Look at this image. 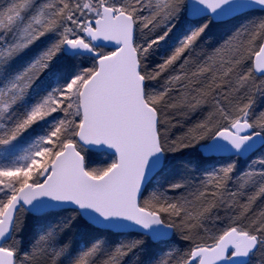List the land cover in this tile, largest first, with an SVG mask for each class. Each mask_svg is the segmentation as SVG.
Returning <instances> with one entry per match:
<instances>
[{"label": "snow or ice", "instance_id": "1", "mask_svg": "<svg viewBox=\"0 0 264 264\" xmlns=\"http://www.w3.org/2000/svg\"><path fill=\"white\" fill-rule=\"evenodd\" d=\"M34 7L35 0H13L0 9V264H95L102 241L73 249L58 240V233L78 218L104 230H137L153 241L169 238L177 227L189 232L203 227L215 203L195 213L163 193L139 203L142 189L170 168L174 159L170 153L198 147L209 156L232 157L220 167L222 176L216 174L217 191L212 196L221 202V181L234 171L237 160L261 153L257 159L264 164V112L250 118L253 88L264 91V84L248 87L253 72L264 74V43L252 47L264 40V0H163L152 19L139 15L142 0H48L33 11ZM140 20L147 21L144 28L163 26L144 45L134 40ZM227 20L241 23L223 45L206 54L192 73L196 79L183 86H190L183 99L192 109L211 102L228 126L214 124L210 112L184 140L166 145L161 105L170 89L157 92L151 82L191 50L214 23ZM77 30L87 39L76 35ZM176 32L180 35L173 39ZM47 33L56 38L33 51L32 45ZM96 41L112 42L115 48L101 51L104 45ZM162 43L171 54L149 70L147 54ZM224 50L232 55L217 64ZM246 54L253 59L252 67L240 70ZM225 87L247 88V102L226 109L219 99L228 98ZM183 186L181 178L169 188ZM259 194H264V186ZM254 199L249 197V202ZM18 212L42 219L60 212L70 215L42 227L26 249L21 236L24 221ZM260 217L248 228L228 227L210 245L194 242L164 264H252L257 252L264 253V211ZM142 243L118 245L105 264H120V257ZM258 264H264V254Z\"/></svg>", "mask_w": 264, "mask_h": 264}, {"label": "trees", "instance_id": "2", "mask_svg": "<svg viewBox=\"0 0 264 264\" xmlns=\"http://www.w3.org/2000/svg\"><path fill=\"white\" fill-rule=\"evenodd\" d=\"M12 2L13 0H0V9L6 8ZM47 2L48 0H35V7ZM56 2L58 3L59 0H56ZM68 2L74 3L75 0H68ZM81 2H84V0H81ZM129 2H132V0H129ZM154 2L155 0H142L143 11H140L139 15L152 19V13L158 10L157 6L163 3V0H160L159 3L156 4V7L153 6ZM35 7L33 8V11L35 10ZM28 14L30 13H26V15ZM255 15L259 16L261 14L256 13ZM146 22V20H140L137 22L134 32V40L138 45H144L162 30V25L153 28V25L149 24L148 28H144L143 24ZM153 23H155V21H153ZM240 23V20H227L214 23L195 43L191 50L186 51L173 65L161 72L157 80L151 82V87L157 92L164 91L165 87L170 89L161 105L164 120V123L161 126V133L166 138V145H171L173 141L179 143L181 140H184L189 134V130L196 124L204 121L210 112L213 113L214 124L219 121L221 127L228 126V121H224L223 118L219 116L211 102L195 108L196 115H194L189 122L182 121L181 112L184 111V102L183 99L180 98V95L182 92L186 94L190 91V86L189 89H185L183 86L187 84L190 79H196L192 77V73L196 71L197 67L202 61H204L206 54L211 53L215 48L223 45L224 41L228 39L232 32L240 26ZM79 33H81L82 36V32L78 31V34ZM176 35H180V33L176 32L173 39H175ZM55 38V33H47L32 45L33 51L43 49L45 45L50 44ZM10 39L11 34H9V40ZM261 41V39H258L252 47L258 49ZM170 54L171 48H167L163 43L160 46L154 45L153 48L149 50L147 61L145 63H147L149 70L155 69L156 65L162 63L163 59ZM231 55L232 52L230 50H224L221 56L216 58L217 64H219L221 59H228ZM186 58L188 59V63H185ZM85 62L86 64L90 63V61ZM182 65L183 67H181ZM250 67H252V58H249L246 54L243 68L240 70H247V68ZM175 77H180V80H175ZM198 78L202 80L204 79V77ZM208 78L210 79V76ZM231 79L233 81V87H235L236 76L233 75ZM169 81H171V83H168ZM253 83L256 85L264 84V75H257L253 72L248 87H252ZM246 92L247 88H241L240 91H232L225 87L224 95H227L228 98L224 99L223 95L219 98L225 103V106H227L226 108H229L231 111L237 102L241 104L247 102L244 98ZM252 95L255 103L252 105L250 118H254L261 112H264V91H257L253 88ZM179 115L181 116L180 118H178ZM257 154L258 153H254L249 157L237 160L235 168L241 169L234 170L229 174V177L226 180L221 181V183L224 184V187L219 191L222 192L225 202L224 205H222V208L219 207L220 199L214 198L212 193L217 191L216 174L219 173L220 167L225 163L216 165L215 162L219 159L224 160V157L203 156L197 150V147L178 150L176 153L172 154L176 159L172 161L170 168L162 175L153 179L151 183L143 189L142 195L139 199L141 205H143L153 193H163L169 201L182 203L184 204L186 211H191L193 213L201 210L204 206L211 207V205L215 203L216 207H211V211L206 213V218L202 221L203 227L193 228L190 232L177 227L173 230V234L169 239L153 242L149 237L144 236L139 232H113L111 230H104L93 227L86 221L78 218L71 228L58 233V240L60 243H69L73 249L84 248L97 240L102 241L103 250L94 258L95 264H105L118 245H127L132 241H143V243L140 247L128 252L127 255L120 257V264H164L165 261L169 259L175 260L184 252L188 251L193 247L194 242L210 245L214 242V238L228 227L240 226L248 228L253 221L259 223L261 219L260 213L264 211V194H259L257 196L259 189L255 188L252 193L245 192L242 194L241 188L239 187L241 185L240 182L243 180L245 181V178L241 177L242 174H239L245 166L242 165L245 164V161H254ZM190 158H193L194 160ZM182 167L189 170V177L191 176L192 178H190L189 183L185 181V186L178 189H170V184L181 179L173 175H171L173 177L172 179L171 176L168 179L170 171ZM260 173L261 171L259 170V173H255L254 177L258 175V178H261L262 175ZM219 175L222 176V173H219ZM246 178V180L249 179L248 177ZM202 179L209 180H206L207 184H205ZM257 183L259 182H255V185H257ZM229 188L230 190H228ZM228 191H235L237 194L241 193L242 196H239L234 204L226 198L225 194ZM201 192H204L205 195L200 196ZM252 196H254L255 199L250 203L249 197ZM244 206H247L248 208L246 213H244ZM63 213L65 212L52 214L43 221L41 218L33 216L30 213H25L27 221L24 223V232L21 234L24 240V247L26 249L29 247L42 227L55 225L59 223L58 220L61 218L64 219L70 215V213L67 212V215L59 216ZM57 216L59 217L54 219L56 220L54 221V224H51V222L49 224L46 223V221H52V218ZM217 217H219V219H217ZM174 219H176V223L179 224V219ZM185 235H190L192 239H183V236ZM252 264H258V261L252 262Z\"/></svg>", "mask_w": 264, "mask_h": 264}, {"label": "rangeland", "instance_id": "3", "mask_svg": "<svg viewBox=\"0 0 264 264\" xmlns=\"http://www.w3.org/2000/svg\"><path fill=\"white\" fill-rule=\"evenodd\" d=\"M159 1L160 0H155V2H154V5L153 6H155L156 7V4H158L159 3ZM81 3H83V2H81ZM67 23V22H66ZM67 26H69V27H73V28H75L76 26L75 25H71L70 23H67ZM76 35H78V36H80V37H82L81 36V33H79L78 34V30L76 31ZM102 51H104V52H107V50H105V49H101ZM76 63H79V61H76ZM86 63V62H85ZM183 95H184V93L182 92V94L180 95V98H182L183 99ZM189 99H190V97H189ZM220 99V98H219ZM221 100V99H220ZM183 102H184V111L183 112H181V114H182V118H181V120L182 121H190V119L194 116V115H196V111L194 110V109H192L191 107H189V104H188V101H186V100H184L183 99ZM221 103H223V105H224V107L226 108L227 106H225V103L223 102V101H221ZM226 109H228V110H230L229 108H226ZM180 111H181V109H180ZM54 116L56 117V118H59V114H54ZM181 116L179 115V117L178 118H180ZM49 120H52L53 119V117H49L48 118ZM225 121V120H224ZM227 127V126H226ZM36 131L37 132H39L40 131V128L37 126L36 127ZM30 132H31V130H30ZM27 135H29V133H25V136H27ZM199 151V150H198ZM22 154V153H21ZM170 155H172L171 153H170ZM261 155V153H258L257 154V157H259ZM174 156V155H173ZM193 157H195V156H193ZM218 157V156H217ZM222 157V156H221ZM224 158V160H218V161H216L215 163H216V165H219V164H223L224 162V164H226V163H228V162H230L233 158H230V156L229 155H226V156H223ZM257 157L255 156V158H254V161H256V162H253V161H245V164H243L242 166H244L243 167V169L239 172V174L241 173L242 174V176L241 177H244L245 178V181L243 180V181H241L240 183H241V185L239 186L240 188H241V191H242V194L243 193H245V192H250V193H252L253 192V190H254V188L255 189H260L262 186H264V176H262L261 178L259 177L258 178V175L257 176H255L254 177V175H255V173H259V170L261 171V172H264V164H261V163H259V160L257 159ZM176 158L174 157V159L173 160H175ZM190 159H192V160H194L193 158H190ZM195 159H197V158H195ZM214 168V167H213ZM239 170L241 169V168H238ZM237 168H235L234 170H238ZM246 175H245V174ZM171 175H173V176H176L177 178L179 177V178H184V180L186 181V182H188L189 183V180H190V178H192L191 176L189 177V170H186L185 168H177V169H175V170H173V171H170V173H169V176H168V179H169V177L171 176ZM246 177H248L249 179L248 180H246L247 178ZM252 177H254V178H252ZM173 177L171 176V179H172ZM206 178V177H205ZM206 180H209V179H202V181L205 183V184H207V181ZM255 182H259V183H257V185H255ZM228 190H230V188L228 189ZM259 191V190H258ZM233 193H235V195L233 196L232 194ZM242 194L241 193H239V194H237L235 191H228L225 195H226V198H227V200L229 199V201H231L232 203H234L235 204V202H236V200L238 199V197L239 196H242ZM245 195V194H244ZM258 196V195H257ZM257 196H256V198H257ZM224 199H223V202H221V200H220V202H219V207L220 208H222V205H224ZM223 211V210H222ZM68 213L67 212H65V213H63V214H60L59 216H61V215H67ZM26 214L24 213V212H18L17 213V216L18 217H20L23 221H24V223L27 221V218H26V216H25ZM59 216H57V217H55V218H52V221H46V223L47 224H49L50 222H51V224H54V221H56V220H54V219H56V218H58ZM42 219V218H41ZM45 219V218H44ZM44 219H42V221L44 220ZM63 220V218H61L60 220H58L59 222L60 221H62ZM24 232V231H23ZM21 234H23V233H21ZM262 255V253L261 252H257V254H256V256L253 258V260H252V262H256V261H259V258H260V256Z\"/></svg>", "mask_w": 264, "mask_h": 264}, {"label": "water", "instance_id": "4", "mask_svg": "<svg viewBox=\"0 0 264 264\" xmlns=\"http://www.w3.org/2000/svg\"><path fill=\"white\" fill-rule=\"evenodd\" d=\"M83 34H84V36L86 37V34H85V33H83ZM86 39H87V37H86ZM93 43H95V44H99V45H104L103 48H106L108 51H112V50H114V48H115V45H114L112 42L96 41V42H93ZM261 43H264V40H262ZM252 63H253V59H252ZM254 73L257 74V75H264V74H261V73H259V72H254ZM197 149H198V147H197ZM199 151H200V150H199ZM200 153H201L203 156H209L208 154L203 153L202 151H200ZM226 155H228V154H227V153H220V154H215V155H213V156H226ZM142 191H143V189H142ZM139 199H140V198H139ZM111 231H113V232H120V231L115 230V229H113V230H111ZM131 231L139 232V231H137V230H129V231H126V232H131ZM139 233H140V232H139ZM172 234H173V230L171 231L169 238L172 236ZM169 238H167V239H169ZM149 239H150L151 241H153L150 237H149ZM165 240H166V239H165ZM153 242H156V241H153Z\"/></svg>", "mask_w": 264, "mask_h": 264}]
</instances>
